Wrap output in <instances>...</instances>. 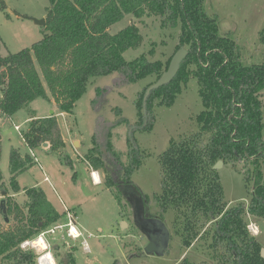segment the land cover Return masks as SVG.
Here are the masks:
<instances>
[{
    "label": "trees",
    "instance_id": "obj_1",
    "mask_svg": "<svg viewBox=\"0 0 264 264\" xmlns=\"http://www.w3.org/2000/svg\"><path fill=\"white\" fill-rule=\"evenodd\" d=\"M203 2L49 0L41 39L17 53L0 56V115L11 117L36 99L49 102L50 98L59 113L72 115L90 78L118 73L115 84L120 80L133 84L150 75L159 76L160 62L142 58L127 61L123 57L127 50H136L143 42L135 23L114 34L109 31L126 15L135 20L159 18L162 28L178 29L177 48L187 47L188 54L170 83L151 91L145 101V92L140 95L139 129L152 130L153 101L159 99L160 106L171 107L189 75L197 80L202 109L196 116L197 131L172 141L158 157L161 192L154 195L153 203L158 208L154 216L165 221L168 212L173 213L171 235L181 248L203 258L196 264H264L260 256L262 243L248 231L245 217L249 214L264 218V117L259 99L264 91V61L245 63L239 47L229 35L220 32L217 19L205 12ZM260 42L264 60V28ZM189 65L194 70L188 72ZM103 93L104 89H96L91 102L95 112L94 103ZM29 119L21 138L30 150L46 142L52 151L63 146L55 116L37 118L30 112ZM122 122H110L97 115L91 140L95 146H104L114 158L100 160L94 156L93 147L86 154L95 169L110 174L104 186L117 188L112 192L120 206L125 198L118 182H129L121 179L123 166L119 153L112 152L110 138L111 129ZM218 161L252 165L254 181L248 206H228L218 171L213 169ZM32 163L30 155L11 150L8 185L13 194L22 192L27 211L24 220L15 215L17 222L12 228L4 229L0 223V264H36L35 253L21 250L20 243L65 216L57 212L40 188L19 187L17 176ZM65 163L71 166L70 161ZM138 165L139 160L129 155V169L125 170ZM1 189L4 182L0 171ZM10 212L19 213L20 208L15 204L6 209L8 220ZM178 264L194 263L183 258Z\"/></svg>",
    "mask_w": 264,
    "mask_h": 264
},
{
    "label": "rangeland",
    "instance_id": "obj_2",
    "mask_svg": "<svg viewBox=\"0 0 264 264\" xmlns=\"http://www.w3.org/2000/svg\"><path fill=\"white\" fill-rule=\"evenodd\" d=\"M1 2L4 8L1 7ZM203 3L205 12L217 19L220 32L229 35L239 47L245 63L264 61L260 42V32L264 28V0H204ZM48 7L49 0H0V56L17 53L41 39L42 27L34 24L29 18L44 19ZM130 23L137 25L143 42L138 49L127 50L123 54L124 59L158 61L161 63L162 74L178 50V29L162 28L159 18L135 20L126 15L112 25L109 31L114 34ZM194 68L189 65L186 70L190 72ZM160 75H150L133 84H125L121 80L115 84L118 73L90 78L87 90L77 101L73 114L63 113L65 115L61 118L50 115L52 108L43 99L34 100L27 108L11 117L0 115V171L4 182L0 199L4 200L5 210H10L16 204L22 214L20 216L18 212H10L7 223L0 215L2 227L12 228L17 222L15 215L18 219L26 218L24 195L21 192L20 195H14L8 185L10 152L17 149L22 155H30L33 161L28 169L17 176L19 187L40 188L57 211L65 215V210H68L74 214L76 226L82 234L77 240H61L59 235L56 236L58 247L53 250L56 264H178L183 258L194 264L202 261L203 258L199 254L181 248L172 235L163 256L142 257L141 253L147 240L134 226L131 206L123 198L120 206L113 195L117 188L111 186L107 189L104 186L110 174L104 169H95L92 163L86 160V154L92 147L95 149L94 156L100 160L114 158L104 146L93 144L91 137L94 133V118L101 115L110 122L125 120L111 129L112 152L119 153V162L123 166L121 179L142 193L149 213L155 215L158 208L153 203L154 195L161 192L158 157L172 141L177 142L197 131L196 116L202 109L197 80L189 75L187 83L181 84V92L171 107L160 106L159 99L153 101L154 126L149 132L141 131L137 102L140 95ZM97 88L104 89V93L94 103L97 107L95 112L91 102L96 97ZM259 99L264 117V91ZM30 110H35L40 115L56 117L62 142L66 141L58 151L50 150L51 145L46 142V145L32 150L31 155L30 149L21 138V132L28 126L24 119L30 115ZM129 155H132V160L138 159L139 165L138 168L126 172L125 169H129ZM67 160L71 162V166L65 163ZM261 167L264 174V163ZM252 169L249 163L235 162L233 165L223 163L217 170L224 200L229 207L238 203L248 206L250 203L254 181ZM93 171L99 175V185H94L91 181L90 173ZM3 191L4 196L1 194ZM245 217L248 228L253 226L259 230L256 238L264 248V218L249 214ZM172 220L173 213L169 211L165 221H162L169 227ZM59 222L65 224L66 215ZM123 222L126 223L124 228ZM83 241L89 247L88 254L82 250ZM68 257L72 258V261H69Z\"/></svg>",
    "mask_w": 264,
    "mask_h": 264
},
{
    "label": "water",
    "instance_id": "obj_3",
    "mask_svg": "<svg viewBox=\"0 0 264 264\" xmlns=\"http://www.w3.org/2000/svg\"><path fill=\"white\" fill-rule=\"evenodd\" d=\"M33 21L37 26L44 27L45 19H33L29 18ZM188 54L187 49L184 47L179 48L176 53L171 58L167 69L160 75V77L150 85L144 95V101L149 96L150 92L156 90L168 83H170L176 74L178 73L180 66L184 59ZM53 112L50 111V115ZM46 145V144H44ZM223 165L222 161H218L214 166V170H218ZM118 187L123 189L122 182H118ZM123 197L129 203L132 208L133 221L134 226L143 234V236L147 239V244L143 248V252L141 256L144 257L146 255H155V256H163L166 250L169 247V242L171 238V233L167 228L165 222L157 217H150L149 214L145 213L144 204L142 199L134 194L131 190H122ZM4 196L5 192H1ZM6 210L4 207V200H0V215L2 216L5 223L9 222V220L5 217ZM126 223H122V227L124 228ZM52 250H57V246H53ZM260 256L264 259V248L260 250Z\"/></svg>",
    "mask_w": 264,
    "mask_h": 264
},
{
    "label": "built area",
    "instance_id": "obj_4",
    "mask_svg": "<svg viewBox=\"0 0 264 264\" xmlns=\"http://www.w3.org/2000/svg\"><path fill=\"white\" fill-rule=\"evenodd\" d=\"M95 174L97 175L98 178V182H96V180H94V176ZM90 177H91V181L94 185H99L100 184V178L97 172H91L90 173ZM45 180H47V178H45ZM65 215H66V219L67 222L65 224H61L60 222H57L56 224L51 225L50 227H48L45 230H42L41 232H39V234H37L36 236L23 240L20 245L19 248L23 251H33L35 253V263L38 264H49L48 258H47V253H51V256L53 258V260L55 261L54 258V254H53V246H57L56 241L58 240L56 238L57 235H59V238L61 240H63L64 238H68L70 240H77L79 238L82 237V234L80 233L78 227L76 226V217L74 216V214H72L71 212H69L68 210H65ZM75 227L77 232L79 233V235L77 236H70L69 235V231L71 230V228ZM248 228V226H247ZM248 231L250 232V234H252L253 236H256L253 234V228L249 226ZM43 236L46 244L48 245V247H46L45 249L41 250L39 248H34L32 246V241L36 240L38 237ZM24 245V247H21V245ZM82 245V250L84 253L88 254L90 252L89 247L87 245V243L85 241H83L81 243ZM58 247V246H57ZM56 264V261H55Z\"/></svg>",
    "mask_w": 264,
    "mask_h": 264
},
{
    "label": "clouds",
    "instance_id": "obj_5",
    "mask_svg": "<svg viewBox=\"0 0 264 264\" xmlns=\"http://www.w3.org/2000/svg\"><path fill=\"white\" fill-rule=\"evenodd\" d=\"M94 180H96V182H98V178L94 176ZM250 227H253V226H250ZM258 229H255L253 227V234L256 235L258 234ZM69 235L70 236H77L79 235V233L77 232L76 228L73 227L71 228V230L69 231ZM32 246L34 248H39L41 250L45 249L46 247H48V245L46 244L43 236L41 235L40 237H38L36 240L32 241ZM21 247H24V245L22 244ZM47 258H48V261H49V264H55V261L53 260L52 256H51V253H47ZM39 264V262H38Z\"/></svg>",
    "mask_w": 264,
    "mask_h": 264
},
{
    "label": "crops",
    "instance_id": "obj_6",
    "mask_svg": "<svg viewBox=\"0 0 264 264\" xmlns=\"http://www.w3.org/2000/svg\"><path fill=\"white\" fill-rule=\"evenodd\" d=\"M45 19V18H44ZM48 106H50L52 108V112L53 114L57 117V118H61V117H64L63 113H59V110L57 109L56 105H55V102L53 101L52 98H50V101L48 102ZM76 106V104H75ZM31 112L34 113V116H36L37 118H44V117H47L49 115H40V114H37V112L35 110H30ZM30 116V115H29ZM29 116L26 117V119H24V122L28 123L30 121L29 119ZM94 122H95V118H94ZM64 143H66V141H64ZM29 152L31 153V155H33V151L32 150H29ZM22 193V192H21ZM21 193H18V194H14V195H20ZM1 200V199H0ZM58 213H61L59 211H57Z\"/></svg>",
    "mask_w": 264,
    "mask_h": 264
},
{
    "label": "flooded vegetation",
    "instance_id": "obj_7",
    "mask_svg": "<svg viewBox=\"0 0 264 264\" xmlns=\"http://www.w3.org/2000/svg\"><path fill=\"white\" fill-rule=\"evenodd\" d=\"M123 184V183H122ZM123 189H120V190H131L134 194H136L137 196H139L141 199H142V201H143V204H144V209L146 210V212L148 211V206H147V202H146V200L144 199V197H143V195H142V193L136 188V187H134V186H130V183H126V184H123ZM123 195V194H122ZM126 201V200H125ZM145 212V213H146ZM147 214H149V216L150 217H155V216H152L150 213H149V211L147 212ZM164 222V221H163ZM166 226H167V224H166ZM167 228L169 229V227L167 226ZM169 232H170V229H169ZM171 233V232H170ZM147 240V239H146ZM148 242V241H147Z\"/></svg>",
    "mask_w": 264,
    "mask_h": 264
},
{
    "label": "bare ground",
    "instance_id": "obj_8",
    "mask_svg": "<svg viewBox=\"0 0 264 264\" xmlns=\"http://www.w3.org/2000/svg\"><path fill=\"white\" fill-rule=\"evenodd\" d=\"M95 177H97V175L95 174Z\"/></svg>",
    "mask_w": 264,
    "mask_h": 264
}]
</instances>
